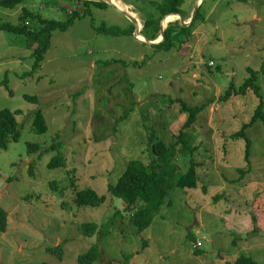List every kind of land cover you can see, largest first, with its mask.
I'll return each mask as SVG.
<instances>
[{
  "label": "rangeland",
  "instance_id": "1",
  "mask_svg": "<svg viewBox=\"0 0 264 264\" xmlns=\"http://www.w3.org/2000/svg\"><path fill=\"white\" fill-rule=\"evenodd\" d=\"M122 1L144 25L140 11L165 0ZM194 1L185 0L183 13ZM200 7L198 37L167 52L131 35L135 25L110 4L27 0L0 6V23L12 25L20 24L24 8L61 22L72 10L91 9L67 31L53 32L36 68L25 37L0 30V82L7 77L9 83L0 87V111H22L20 140L0 151V206L8 212L0 264H79L95 245V264H234L241 255L264 264V123L247 130L249 160L246 140L233 138L261 100L254 91L221 98L233 83L241 87L252 69L264 103V0H204ZM102 25L127 34L99 32ZM179 99L206 106L185 130L193 151L177 160L183 174L192 161L199 164L200 186L173 188L151 226L140 230L108 189L130 161L152 162L153 139L177 141L189 118ZM38 111L47 121L45 134L33 130ZM29 144L41 149L29 152ZM57 155L66 167H49ZM85 189L106 202L79 206L77 194ZM88 223L99 225L92 237L82 230ZM58 246L61 255L49 251Z\"/></svg>",
  "mask_w": 264,
  "mask_h": 264
},
{
  "label": "trees",
  "instance_id": "2",
  "mask_svg": "<svg viewBox=\"0 0 264 264\" xmlns=\"http://www.w3.org/2000/svg\"><path fill=\"white\" fill-rule=\"evenodd\" d=\"M27 0H0V6L6 8H15L16 6L26 2ZM84 2L87 7L93 4L98 7H105L108 5L104 1L96 2L95 0H80ZM185 0H165L161 3H152L155 10L140 11L143 14L144 28L142 34L149 41H156L161 36V23L168 16L181 15L184 19L186 15L181 10ZM129 4V3H127ZM130 5V4H129ZM201 8V7H200ZM194 22L189 26H182L180 21L172 22L166 29L164 40L158 45H152L158 50L172 52L176 48L186 45L192 40L194 33V25L199 17V11ZM90 9V8H89ZM88 11L90 12L91 9ZM72 10V9H71ZM88 11L81 14L78 10H72L67 21L61 22L44 18L42 15L30 11L28 8L23 9L20 17L19 25H12L9 23H0V30L18 35H23L26 40L27 49L32 51V58L34 59L35 68L39 67L45 60V56L49 51L52 43V34L56 30L67 31L76 19H81L87 16ZM178 17V16H177ZM179 18V17H178ZM133 26V25H132ZM135 27L133 26L131 35L135 34ZM99 32H104L109 35H126L127 31L108 28L102 25ZM144 45H147L143 43ZM144 64L147 58L143 60ZM117 62V61H116ZM120 63V61H118ZM134 65H138L137 62ZM264 69V67H263ZM262 69V70H263ZM250 77L245 83L237 88L233 83L226 94L221 96L223 101L229 100L233 96L246 95L248 91L254 93L260 98L261 104L256 109L255 114L250 123L243 126L241 132L233 135V138H242L247 142V159L250 157L251 141L248 137L247 130L253 126L257 121L264 123V103L262 96V88L258 84V74L249 69ZM8 78L0 82L1 86H8ZM26 99L32 102H38L37 97L26 96ZM183 106V110L189 113L188 121L183 126V130L179 134L176 142L166 144L162 141L154 143L152 140V162L146 164L143 160H132L126 167L122 176L118 179L116 184L109 186V193L115 198L121 199L126 204V211L130 212L131 220L140 230H145L151 226L156 216L161 212L170 191L173 188L178 189H197L200 186V175L196 168L199 165L192 161L191 167L187 173L180 172L177 160L184 154H188L193 148L187 145L186 129L193 126L198 119V116L204 111L206 106L191 107L182 99H179ZM22 111H11L4 109L0 111V151L7 150L10 142H17L21 137L20 124L18 116ZM33 130L38 134H45L48 131L47 121L42 111L35 114L33 122ZM56 145L53 146L55 148ZM29 152L39 151L41 148L36 144H29ZM50 168H64L66 167V159L62 155H57L49 164ZM106 202V197L100 195L94 189L81 190L77 194L76 203L81 207L99 208ZM8 228V212L0 206V233H4ZM99 225L95 223H88L82 226L87 237H92ZM51 253H59L61 255L62 248H50ZM132 256H128L131 258ZM100 258L98 246L91 247L88 252L82 254L78 258L79 264H95ZM234 264H260L252 257L241 255Z\"/></svg>",
  "mask_w": 264,
  "mask_h": 264
},
{
  "label": "water",
  "instance_id": "3",
  "mask_svg": "<svg viewBox=\"0 0 264 264\" xmlns=\"http://www.w3.org/2000/svg\"><path fill=\"white\" fill-rule=\"evenodd\" d=\"M103 1L106 2L107 4H110L115 9H117L119 12H121L122 14H124L135 25V27H136L135 36L142 43H145V44H148V45H151L152 46V45H158V44H160L164 40L165 33H166V29L168 27V25L166 27L164 26L165 19L161 23V36H160V38H158L156 41H149L142 34V31H143L144 26H142L141 31H139L138 30V23H137V21L129 13H127V12L119 9L117 6L113 5V3L110 2V0H103ZM200 6H201V0H199L198 3L196 4L195 9L193 11V14H192V17H191V20L190 21H186L181 15H177V16H179L180 24L182 26L189 27L194 22L195 18L197 17L198 10H199ZM138 33H139V35H141L143 37V39H140L139 38Z\"/></svg>",
  "mask_w": 264,
  "mask_h": 264
},
{
  "label": "bare ground",
  "instance_id": "4",
  "mask_svg": "<svg viewBox=\"0 0 264 264\" xmlns=\"http://www.w3.org/2000/svg\"><path fill=\"white\" fill-rule=\"evenodd\" d=\"M111 3H113V5L117 6L119 9L121 10H125L127 13L135 16V20H137V23H138V30L141 31V28L142 26V23H141V19L139 18L138 14L137 13H134L132 12V7L129 5V4H126L125 2H123L122 0H110ZM179 17V16H178ZM177 16H169L165 19L164 21V26L166 27L168 25V23H170L171 21H175V20H178ZM138 36L140 39H143V37L141 35H139L138 33Z\"/></svg>",
  "mask_w": 264,
  "mask_h": 264
},
{
  "label": "crops",
  "instance_id": "5",
  "mask_svg": "<svg viewBox=\"0 0 264 264\" xmlns=\"http://www.w3.org/2000/svg\"><path fill=\"white\" fill-rule=\"evenodd\" d=\"M198 1H199V0H197L196 2L194 1L190 13H188V12H185V13H184V14L186 15V18H187V19H185V20L188 21L189 19H191L192 14H193V11H194V8H195L194 6H196V4L198 3ZM202 2H204V0H201V3H202ZM178 21H179V20H178ZM170 23H172V21H171ZM170 23H168V26H169ZM197 35H198V32H196V30H195L194 33H193V37H192L193 42L195 41V38L198 37ZM136 38H137V37H136ZM140 42H141V41H140ZM193 42H192V43H193ZM198 42H199V41H197V42L195 43V45H197ZM141 43H142V42H141ZM183 50H184V49H183ZM182 55H184V56L188 55V51L185 52V53L182 54ZM193 56H194V54H191V55H190L191 59H192ZM197 75H198V74H197ZM137 102H140L141 104H143V103H142L143 100H141L140 98L137 99Z\"/></svg>",
  "mask_w": 264,
  "mask_h": 264
},
{
  "label": "built area",
  "instance_id": "6",
  "mask_svg": "<svg viewBox=\"0 0 264 264\" xmlns=\"http://www.w3.org/2000/svg\"><path fill=\"white\" fill-rule=\"evenodd\" d=\"M214 63L212 62L211 65H213Z\"/></svg>",
  "mask_w": 264,
  "mask_h": 264
}]
</instances>
